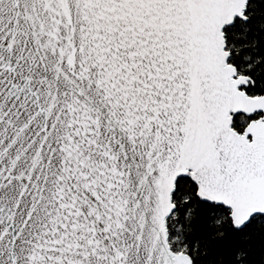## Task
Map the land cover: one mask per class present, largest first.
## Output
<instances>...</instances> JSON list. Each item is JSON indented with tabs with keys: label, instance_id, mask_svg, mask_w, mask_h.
Masks as SVG:
<instances>
[{
	"label": "snow or ice",
	"instance_id": "snow-or-ice-1",
	"mask_svg": "<svg viewBox=\"0 0 264 264\" xmlns=\"http://www.w3.org/2000/svg\"><path fill=\"white\" fill-rule=\"evenodd\" d=\"M0 264H264V0H0Z\"/></svg>",
	"mask_w": 264,
	"mask_h": 264
}]
</instances>
